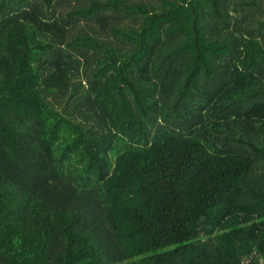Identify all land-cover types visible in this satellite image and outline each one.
I'll return each mask as SVG.
<instances>
[{
    "label": "trees",
    "instance_id": "16d2710c",
    "mask_svg": "<svg viewBox=\"0 0 264 264\" xmlns=\"http://www.w3.org/2000/svg\"><path fill=\"white\" fill-rule=\"evenodd\" d=\"M264 0H0V264H260Z\"/></svg>",
    "mask_w": 264,
    "mask_h": 264
},
{
    "label": "built area",
    "instance_id": "2783aa9c",
    "mask_svg": "<svg viewBox=\"0 0 264 264\" xmlns=\"http://www.w3.org/2000/svg\"><path fill=\"white\" fill-rule=\"evenodd\" d=\"M260 264H264V258L261 259Z\"/></svg>",
    "mask_w": 264,
    "mask_h": 264
}]
</instances>
